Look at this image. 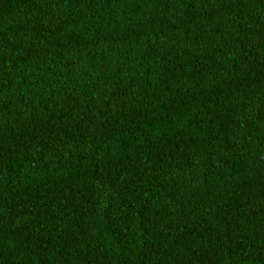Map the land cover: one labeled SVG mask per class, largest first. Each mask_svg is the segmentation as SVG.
<instances>
[{
  "label": "trees",
  "instance_id": "obj_1",
  "mask_svg": "<svg viewBox=\"0 0 264 264\" xmlns=\"http://www.w3.org/2000/svg\"><path fill=\"white\" fill-rule=\"evenodd\" d=\"M0 264H264V0H0Z\"/></svg>",
  "mask_w": 264,
  "mask_h": 264
}]
</instances>
